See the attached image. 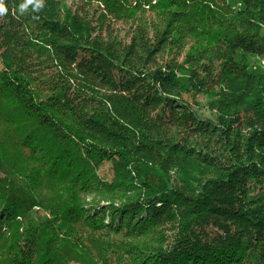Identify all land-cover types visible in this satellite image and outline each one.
<instances>
[{
    "label": "trees",
    "instance_id": "16d2710c",
    "mask_svg": "<svg viewBox=\"0 0 264 264\" xmlns=\"http://www.w3.org/2000/svg\"><path fill=\"white\" fill-rule=\"evenodd\" d=\"M88 1L116 19L139 11L128 0ZM22 2L5 0L0 18V264H89L80 241L90 235L101 241L96 261L117 264L126 246L110 234L160 247L134 248L129 257L138 264H264V75L249 73L246 62L264 58V0H144L201 43L192 64L212 65L211 73L193 70L187 56L157 78L140 61L125 67L116 50L88 43L78 25L58 19L55 0L21 15ZM53 54L108 96L95 93L97 107L83 109L90 104L59 74L41 88L34 62L48 65ZM176 95L211 100L212 116ZM246 114L251 133L234 128ZM90 130L111 147L94 143ZM154 161L176 170L179 188L169 185L168 169L150 171ZM103 162L123 173L113 182L118 190L139 197L96 213L79 199L107 185L92 167ZM35 207L45 212L41 220ZM165 221L170 241L157 231Z\"/></svg>",
    "mask_w": 264,
    "mask_h": 264
},
{
    "label": "rangeland",
    "instance_id": "374dc122",
    "mask_svg": "<svg viewBox=\"0 0 264 264\" xmlns=\"http://www.w3.org/2000/svg\"><path fill=\"white\" fill-rule=\"evenodd\" d=\"M140 1V0H139ZM138 0H128L132 8L139 6V11H134L127 18L116 19L112 17L108 12L104 4L100 2H92L88 0H55L58 4V19H65L68 22L73 21L79 26L81 32H85L86 36L89 37V41L95 40L97 44L106 45L116 50L119 54V62H123L125 67L132 65V59L140 61L139 68L144 67L148 69L157 78L160 75H164L168 69L170 63H180L188 56V62L191 68L196 67L193 70L202 68L205 70L204 73H211V63H205L204 58H198L199 62L192 64L189 61V56L195 51V48L201 43L193 37H189L187 34H179L181 28L178 23H169L166 16H163L151 11L150 6L144 5ZM154 2H152V5ZM151 5V6H152ZM136 19V20H135ZM57 59V60H56ZM35 60L34 64L37 66V77L38 80L42 81L40 87H44L48 81L51 80L52 76L62 75L65 78H72L70 83L71 88L75 94H78L79 103L84 104L85 101L90 105H83L85 107L96 108L99 96H108L109 91L105 88H100L96 83H91L89 86L86 78V73L80 72L79 68H74L69 61L65 58H56L53 54V60L47 64H42ZM194 62V61H193ZM246 62L248 64V72L251 74L264 75V58L247 56ZM204 64V66H203ZM145 71V70H144ZM148 71V72H149ZM147 72V71H146ZM202 74V73H201ZM179 80L182 82L187 80L186 75H179ZM89 89V93L85 96L80 95L82 92L81 88ZM96 93V94H95ZM188 96V95H187ZM181 101L187 103L191 108L195 109L198 113L205 117L212 116L210 106L211 100H208L200 95H194L192 99L190 97H179ZM213 106V103H212ZM105 107L108 105L105 104ZM201 116V115H200ZM247 114L244 118L239 117L235 120L234 128H238L246 133H251L253 130L252 121L247 120ZM77 119V118H76ZM22 123V122H21ZM24 124V123H23ZM76 124V123H75ZM6 125V124H5ZM77 127L74 130H81V123H77ZM4 124H0V127ZM0 130H3L0 128ZM89 137H92V141L97 144H102L106 148L111 147L109 141L106 140L102 131L90 130ZM195 137L192 138V141ZM150 162V161H149ZM93 170L95 171L94 177L100 179L102 184H107L105 187H97L98 189L89 190V187L84 189V195L80 197V204L86 209H93L98 213L103 209H108L110 203H114L118 200L121 202H134L138 194L129 195L127 189L122 186V189L118 190L119 187L114 186V180L117 182L121 181L123 173L115 171L113 165L107 162L92 164ZM168 169L167 176L169 178V185L175 189L179 188L180 181L176 173V170L171 165H164L158 161H154L151 164L150 171L154 174H159L160 170ZM159 172V173H158ZM126 183V178H123ZM86 186V185H85ZM51 196L50 191H41V200L45 201ZM34 214L32 216L37 217L41 220L42 216H45V212L38 207L33 209ZM31 216V217H32ZM108 219V216L104 218V222ZM172 224L169 221L161 222L157 227V231L160 236H170L167 234L170 231ZM156 232L154 227L152 233ZM167 234V235H166ZM119 244L126 246L122 252L121 261L117 264H138L137 259H132L129 254L134 251L141 243H150L152 239L142 238L137 240H130L120 235L110 234ZM81 237V236H80ZM82 238V237H81ZM92 235L88 236L83 241H80L82 251L85 254L87 263L89 264H102L97 262L96 248H99L101 241L97 240L92 242ZM171 240V236L167 239ZM146 249L153 251L159 248L154 243L146 244Z\"/></svg>",
    "mask_w": 264,
    "mask_h": 264
},
{
    "label": "clouds",
    "instance_id": "9594fccd",
    "mask_svg": "<svg viewBox=\"0 0 264 264\" xmlns=\"http://www.w3.org/2000/svg\"><path fill=\"white\" fill-rule=\"evenodd\" d=\"M44 5V0H23L22 3L19 4V12L23 15L28 11L31 6L34 12H39ZM8 7L6 6L5 0H0V18H3L8 13Z\"/></svg>",
    "mask_w": 264,
    "mask_h": 264
}]
</instances>
